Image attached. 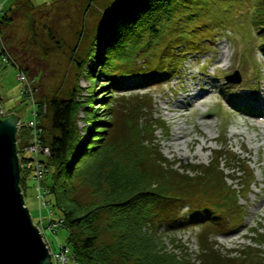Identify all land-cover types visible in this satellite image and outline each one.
<instances>
[{
	"label": "trees",
	"instance_id": "trees-1",
	"mask_svg": "<svg viewBox=\"0 0 264 264\" xmlns=\"http://www.w3.org/2000/svg\"><path fill=\"white\" fill-rule=\"evenodd\" d=\"M191 3L189 0L112 1L96 29L88 58L76 59L78 69L84 73L92 57L96 65H101L96 74L92 67L89 74L92 81L102 76L113 84L127 75L143 72L139 88L178 77L183 66L180 57L190 50L199 52L205 44L196 42L191 47L181 43L184 49L177 52L179 44L172 45L173 39L167 38L164 47L162 43L168 32L188 29V20L196 14ZM11 6L5 8L0 18L4 42ZM254 11L257 32L263 37L260 50L264 52V0L255 2ZM203 27V22H197L190 29ZM144 52L149 55V66L141 67L135 61L136 66L132 67L130 62ZM156 53L162 55L157 64L151 61ZM169 54L172 58L167 62L165 58ZM13 58L18 69L34 77L30 64L23 65ZM78 95V89L74 88L66 97L55 95L37 102L48 109L42 116L44 140L52 150L45 161L48 211L51 209L56 214L57 210L58 218L64 219L53 232L67 228L69 235L63 245L71 247L79 264H264V251L253 245L223 253L217 242L211 243L208 230L202 233L201 249L194 262L189 255L159 248L162 240L159 223L170 228L205 224L217 230L228 224L232 228L240 226L244 212L237 206L242 189L228 184L226 179L230 175L220 169L223 158L238 163L240 157L222 149L214 152L208 165L180 163L175 167L179 161L165 157L155 137L157 130L168 131L169 126L153 112L144 116L145 109L151 111V103L142 96L137 106L130 109H123L124 101L112 96L104 108L105 119L98 118L96 111L90 116L87 107L89 125L84 135L78 129L76 117ZM23 132L26 130L20 131V135ZM229 164L228 167L232 166ZM235 172L241 175H231L232 179L244 176L241 188L248 192L254 182L253 173L247 167ZM29 178L33 177L22 176L25 196ZM199 191L215 192L220 201L212 203L203 198L195 203L188 198L191 192ZM105 235H110L109 241L104 240Z\"/></svg>",
	"mask_w": 264,
	"mask_h": 264
},
{
	"label": "rangeland",
	"instance_id": "rangeland-1",
	"mask_svg": "<svg viewBox=\"0 0 264 264\" xmlns=\"http://www.w3.org/2000/svg\"><path fill=\"white\" fill-rule=\"evenodd\" d=\"M112 1H7L5 8L12 5L13 10L8 11L10 23L4 28L5 43L19 63L31 65L34 77L28 76L35 79L37 101L55 95L66 97L74 88L78 89L76 117L78 129L85 135V127L89 125L87 107L90 116L96 111L98 118L105 119L104 108L112 96L124 101L123 109L137 106L142 96L151 103V111L145 109L144 116L153 112L164 120L166 127L169 126L168 131L157 130L155 137L163 155L171 161H179L175 167L180 163L208 165L214 152L230 150L232 155L241 159L237 163L223 158L220 163L222 172L239 177L241 172L235 171L247 167L254 175L248 192L241 188L244 176L226 179L233 188L242 189L237 206L244 212L240 226L232 228L228 224L217 230L205 224L170 228L159 223L162 237L159 248L181 256L189 255L194 262L201 249L202 233L208 230L211 243L217 242L223 253L243 249L245 245L264 251V52L260 50L263 37L258 34L254 23L257 0H189L196 13L188 20L190 26L184 31L168 32L162 47L171 38L172 45L179 44L177 52L184 49L181 43L194 47L193 43L201 42L205 44L202 45L204 49L199 52L190 50L180 57L183 66L178 77L165 83H147L143 88H139L143 83V72L141 75H127L114 84L102 76L93 82L89 77L92 67L96 74L101 65H96L90 57L83 73L76 64V59L85 61L88 58L96 29L104 18L105 8ZM197 22H203L204 27L191 30ZM161 56L160 53L153 55L152 63L157 64ZM148 57V53H141L130 64L132 67L136 63L141 67L149 66ZM171 58L169 54L165 59L168 62ZM237 71L242 77L241 82L223 80L224 76ZM18 73L15 65L4 63L0 57L1 106L5 113L16 112L27 123L33 116L34 106L21 94L22 82ZM195 94L199 99L194 98ZM236 101L243 103L245 111L235 108L233 103ZM229 163H232L231 168ZM33 179L29 178L27 182L26 205L36 224H40L43 214L42 223L50 245L58 250L61 244L67 243L68 230L61 227L53 232L48 228L49 220L59 219V212L55 210L56 214L51 216L48 208H40ZM188 198L195 203L203 198L212 203L220 201L217 194L210 191L191 192ZM104 240L109 241L110 235H105Z\"/></svg>",
	"mask_w": 264,
	"mask_h": 264
},
{
	"label": "water",
	"instance_id": "water-1",
	"mask_svg": "<svg viewBox=\"0 0 264 264\" xmlns=\"http://www.w3.org/2000/svg\"><path fill=\"white\" fill-rule=\"evenodd\" d=\"M232 83L240 73L227 76ZM0 98V264H49L50 249L34 222L21 186L23 168L18 150L21 115L3 113Z\"/></svg>",
	"mask_w": 264,
	"mask_h": 264
},
{
	"label": "built area",
	"instance_id": "built-area-1",
	"mask_svg": "<svg viewBox=\"0 0 264 264\" xmlns=\"http://www.w3.org/2000/svg\"><path fill=\"white\" fill-rule=\"evenodd\" d=\"M8 0H0V18L5 14V4ZM0 57L4 63L15 64L18 67L17 62L10 54V51L7 49L5 42L3 40V33L0 28ZM18 76L22 82L21 94L24 98L30 99L33 107L32 109V118L24 123L21 117L19 122L18 129V150L21 165L23 168V174L30 175L34 178L36 183V197L39 201L40 208H49V201L47 195L49 193L48 187L44 184V179L47 172L46 160L51 156L52 150L51 147L45 142V127L42 120V116L48 112L46 105H39L36 99L37 88L35 86V79L29 78L25 71L19 69ZM1 111L5 113L3 107L1 106ZM26 130L23 132V135H20V131ZM22 174V176H23ZM50 215L52 216L54 212L49 209ZM42 220L37 223L40 228L43 238L47 243L52 258L49 264H79L76 260L75 254L72 251L71 247L68 245H60L58 250H55L51 247L50 241L46 234L45 225L42 223ZM64 223V219H59V221L49 220L48 228L54 231L57 226Z\"/></svg>",
	"mask_w": 264,
	"mask_h": 264
},
{
	"label": "bare ground",
	"instance_id": "bare-ground-1",
	"mask_svg": "<svg viewBox=\"0 0 264 264\" xmlns=\"http://www.w3.org/2000/svg\"><path fill=\"white\" fill-rule=\"evenodd\" d=\"M197 95H198V94L193 95L194 98H195L196 100L199 99ZM262 102H263V101H262ZM233 104L236 105V106H235L236 109H240L241 111H245V107H243V103H241V101H236V102L233 103Z\"/></svg>",
	"mask_w": 264,
	"mask_h": 264
}]
</instances>
